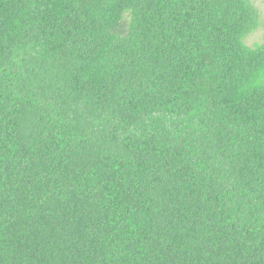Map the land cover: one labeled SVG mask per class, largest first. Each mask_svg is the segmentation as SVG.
<instances>
[{
	"label": "trees",
	"instance_id": "trees-1",
	"mask_svg": "<svg viewBox=\"0 0 264 264\" xmlns=\"http://www.w3.org/2000/svg\"><path fill=\"white\" fill-rule=\"evenodd\" d=\"M251 0H0V264H264V41Z\"/></svg>",
	"mask_w": 264,
	"mask_h": 264
},
{
	"label": "rangeland",
	"instance_id": "rangeland-1",
	"mask_svg": "<svg viewBox=\"0 0 264 264\" xmlns=\"http://www.w3.org/2000/svg\"><path fill=\"white\" fill-rule=\"evenodd\" d=\"M251 2L258 8L261 17L264 20V0H251ZM263 41L264 29L262 27L249 34L245 40L249 46H254L255 44L262 43Z\"/></svg>",
	"mask_w": 264,
	"mask_h": 264
}]
</instances>
